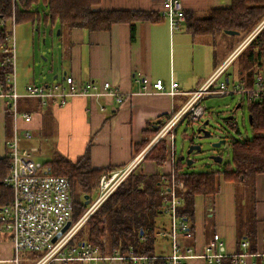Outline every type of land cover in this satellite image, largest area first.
<instances>
[{
  "label": "crops",
  "instance_id": "0c3cea01",
  "mask_svg": "<svg viewBox=\"0 0 264 264\" xmlns=\"http://www.w3.org/2000/svg\"><path fill=\"white\" fill-rule=\"evenodd\" d=\"M164 1L101 0L95 5V9L160 14ZM181 1L186 11V22L176 32L171 31L165 19L136 21L134 39L132 24L127 22L114 23L109 30L101 31L89 32L83 28L62 29L60 34H64L65 43L63 47L54 48L53 54L57 61L54 79L66 73L79 83L91 81L102 85L104 82H111L121 90L126 100L120 105L112 97L95 99L89 96H75L64 105L52 104L50 110L53 119L48 118L46 123L41 112L33 113V119L28 125L32 128L31 138H28L29 145L37 146L34 143H39L44 146L43 151L50 159L56 151L55 146L59 153L71 161H76L88 150L93 168L125 167L138 153L136 146L145 138L149 124L155 129L157 123L163 122L178 111L188 97L187 92L202 86L223 63L227 62V68L222 77L243 81L246 85L253 83V78L252 82H247L248 78L239 76L242 69L250 72L260 65V68L264 69V42L262 47L252 45L246 49H253L256 55H260L258 58L247 55L242 65L236 69L237 76L234 80L231 79L232 74L227 73V69L242 57L238 55L257 35L255 33L250 36L255 29L247 35H231L226 32L194 34L190 28L192 23L208 17L212 11L229 8L232 0ZM244 42L246 44L243 49L233 56L236 48ZM22 62L20 61V64H23ZM29 67L32 65L28 63L26 68ZM43 75L45 72H40L37 76ZM34 76V73L26 77L22 75L18 90L23 92L30 80L39 82L38 84L51 82L43 78L38 81L40 77L35 79ZM143 78L147 79L148 87L150 84L149 91H143V83L138 81ZM158 79L164 82L167 89L172 80L177 81L181 93L171 96L166 91L154 88L152 83ZM18 123L25 125L22 119H19ZM13 128L14 121L12 130ZM6 129L4 106L0 110V157L6 154ZM36 134L41 135L43 139L39 141L33 137ZM24 140L26 139L21 141L22 146ZM139 166L145 173L157 172L162 168L147 160H142ZM252 184L254 199H250L246 193L245 190H249L246 184L236 185L232 181L224 180L223 176L219 177L217 193L208 196L197 195L193 230L195 236L192 239H183V243L196 252H202L214 234L218 233L223 238V251L226 255L244 253L246 250L241 246L240 238L244 231L240 230L239 212L242 208L251 211L249 207L252 206V215L256 219L257 252L263 251L264 173L257 174ZM240 190L245 192L242 199L239 197ZM165 225L168 226V223ZM156 242H159L158 238ZM168 254L170 253L165 255ZM0 256L4 260H10L11 242L0 241ZM205 263L201 257L190 259V264ZM255 263L264 264L262 259L255 255L245 257L242 264ZM2 264L11 263L7 261Z\"/></svg>",
  "mask_w": 264,
  "mask_h": 264
},
{
  "label": "built area",
  "instance_id": "2783aa9c",
  "mask_svg": "<svg viewBox=\"0 0 264 264\" xmlns=\"http://www.w3.org/2000/svg\"><path fill=\"white\" fill-rule=\"evenodd\" d=\"M15 2V0H13ZM160 15L170 26L172 32L178 31L186 22V11L181 0H165ZM4 22L1 21V24ZM12 30L8 40L2 46L4 53L10 54L7 62L12 64V71L7 76L10 86L5 90L0 83V110L9 106L13 112L14 128L12 137L6 142V156L10 158V171L4 180L5 186L12 191V199L9 204L0 207V241L11 242L12 256L10 260H4L0 256V263L9 261L11 264L21 263V252H39L41 257L34 264H154L159 256H164L168 264H190L193 257H201L205 264H220L226 256L223 251V238L218 233L214 234L209 244L202 252H196L192 247L183 243V239H192L195 234L187 220L178 216V207L182 205L183 198L177 194L178 180L173 168L168 173H161L162 214L169 220L168 226L156 231L157 238H169L171 253L168 255H143L136 254L133 250H122L121 247L111 246L104 235L99 243L82 241L76 245H70L79 229L90 216L109 198L118 186L133 172L142 162L146 154L161 140L166 138L170 144L171 158L174 157V136L182 119L190 122L202 121L208 111L203 101L212 96H224L235 94L238 96L240 106L243 103L264 102V69L259 68L254 75L252 85L248 86L238 81L230 82L222 77L227 68V62L223 63L196 90L187 92L189 96L178 112L169 120L164 121L158 133L149 144L137 153L131 163L125 167L116 168L105 172L99 181L95 200H91L85 213L74 221V204L71 197V182L66 176L53 173L52 166L39 161L34 154L40 152L38 146H22V139L31 135L32 128L28 127L33 119V113L20 110V98H38L43 105L49 100L55 105H64L75 96L112 97L122 104L126 97L119 88L111 82L102 85L95 82H77L71 75L47 84H38L30 80L23 92L18 90L17 64H16V39L15 22L12 20ZM264 27V20L255 28L252 36ZM246 42L236 48L233 56L240 52ZM143 83V91H149L147 79H139ZM154 88L166 91L171 96L180 94V86L172 80L168 89L160 79L152 83ZM25 123L21 126L18 120ZM234 119V118H233ZM233 125L236 128L237 124ZM71 226L56 240L55 236L62 231L67 222ZM105 221V220H104ZM147 237L140 235V241H146ZM264 242V239H263ZM241 246L246 250L242 254L232 256L234 264H242L245 257L255 255L264 262V250L248 254L250 241L242 240ZM258 264V263H255Z\"/></svg>",
  "mask_w": 264,
  "mask_h": 264
},
{
  "label": "trees",
  "instance_id": "16d2710c",
  "mask_svg": "<svg viewBox=\"0 0 264 264\" xmlns=\"http://www.w3.org/2000/svg\"><path fill=\"white\" fill-rule=\"evenodd\" d=\"M100 1L101 0H15L14 2L13 0H0V83L4 84L5 90L8 91L10 89L7 83V76L12 71V64L6 61L10 54L4 53L2 46L7 42L11 34L12 20H14L15 25L27 23L36 25L37 21L41 19V13L33 8H36L41 2L47 7L44 21L58 23L61 30L83 28L89 32L101 31L109 30L114 23L127 22L132 24V39H134V23L136 21L163 20L160 14L152 12L97 10L95 9V5ZM263 20L264 0H232V4L229 8L212 11L208 17L197 20L195 24L192 23L190 28L194 34H216L217 32L225 33L226 30H237L247 35ZM1 21L4 23L1 24ZM263 42L264 27L251 40L249 45L241 51L238 57L252 55L258 58L260 53L256 55L253 49H250V51L247 50L249 46H261ZM260 67L261 65L254 70L252 69L250 72L248 71V74H253L252 77L246 76V70L242 69L239 77L245 76V78L249 79L247 82H252L251 79L253 78L254 80L253 76ZM63 76L64 73L58 78L55 77V80ZM229 81L232 82L230 78ZM240 82L244 83L243 81ZM250 85H252V83H249L248 86ZM52 104L53 102L51 100L44 106L38 98H24L19 101L18 106L19 108L21 107V110H27L30 113L35 114L41 112L46 123L48 118L53 119L50 110ZM249 105L250 114H252L251 125L253 131L256 132V136L252 140H234L230 143L232 149V163L223 168V170L204 173L187 172L184 171L186 164L184 161L178 159L173 162V172L178 180L177 194L183 198L182 205L179 206L177 210L178 216L187 220L193 230L195 197L197 195L208 196L217 193L220 176H223L224 180L234 182L236 185L242 183L246 184L249 188V190H245L246 193L250 192L248 194L249 198L254 199L252 182L257 174L264 173V102L251 103ZM177 112L178 111L174 112L164 121L169 120ZM163 122L157 123V130L149 124V127L145 131V138L136 146V152L139 153L149 144L151 139L158 133ZM190 123L192 124L195 122ZM12 127L13 112L9 106H6L7 134H12ZM166 141L165 139H161L146 154L144 160L162 166L167 160L168 148L170 150V144ZM169 155H172L171 150ZM45 163L52 166L54 174L66 176L70 179L71 197L74 204V221L80 219L87 210L88 206H86L85 196H89L88 198L90 201L97 193L101 176L105 172L116 169V167L112 166L93 168L91 166L88 150L85 154L79 156L76 161H71L61 153L59 154L55 151L52 158ZM9 171L10 158L6 155L0 157V207L9 204L12 199L11 189L4 184V180L9 174ZM78 188L81 191L79 193L76 192ZM160 191L161 173H144L142 171L131 173L90 216L70 241V245L73 246L86 240L99 243L102 237L106 235L111 246L121 247L122 250L126 251L133 250L136 254H157L156 231L165 225H157V218L159 216H164L162 214L163 201ZM247 212L248 214L250 212L253 213V208H251V211L247 209ZM142 233L147 237L146 241H143V243L140 241V235ZM243 236H246V238ZM240 238L241 240L247 239L250 241L248 250L250 253L257 252V231L256 219L254 216L246 221L244 233L240 234ZM32 254L37 257L36 261L41 257V253L39 252H33ZM74 264L79 263L76 262ZM154 264H168V261L164 256H159ZM220 264H234L233 257H224Z\"/></svg>",
  "mask_w": 264,
  "mask_h": 264
},
{
  "label": "rangeland",
  "instance_id": "374dc122",
  "mask_svg": "<svg viewBox=\"0 0 264 264\" xmlns=\"http://www.w3.org/2000/svg\"><path fill=\"white\" fill-rule=\"evenodd\" d=\"M41 13V19L37 21L36 25L28 24H18L15 25V39H16V64H17V80L18 87H20V81L22 80V75L24 77L28 76L31 73H34L35 79L41 78L45 80H50L51 82L55 81L53 75L56 74L57 61L55 60L56 46H62L65 43L64 34H60L61 28L58 23H51L44 21V15L47 11V7L41 2L36 8ZM12 27V26H11ZM241 40V39H239ZM239 42V41H238ZM64 49V48H63ZM18 55V56H17ZM246 55H243L237 61H235L227 69L228 74H232L231 79H235L237 76L236 69L242 65ZM20 61H23V64H20ZM32 65V67L26 68V65ZM19 65V66H18ZM24 69L22 71V69ZM30 69V70H29ZM40 72H45L43 76H37ZM24 73V74H23ZM60 73V71H57ZM246 76L252 77V73L248 74V70L245 72ZM239 76V74H238ZM28 78V77H27ZM37 82V80H36ZM39 83V82H37ZM19 89V88H18ZM189 97V96H188ZM20 98L19 101H21ZM203 103L207 108L206 117L199 122L190 123L187 119H182L178 126L176 132H173L175 148H174V157L171 158L169 155L170 150H167V160L163 163L162 168L157 172L159 173H168L170 168H173V162L180 159L182 155L188 156V158L193 159L191 164H187L186 160H183L186 164L184 171L187 172H210L216 170H223L227 165L232 163V149L230 143L234 140H252L256 136V132L253 131L252 125L249 121L250 114V105L249 103H243L237 110H235L236 105L240 103L239 98L235 94H227L224 96H212L206 98ZM21 108V107H20ZM21 110V109H20ZM232 115L233 118L229 119V116ZM208 119L209 124L206 126L208 130L212 132V137L199 138L197 135V129L200 125H203L204 121ZM237 124L235 128L233 123ZM235 124V125H236ZM226 143L222 144L219 148H214L212 143L218 141L220 137H226ZM12 134H8L7 138L10 139ZM41 141L43 137L41 135H34ZM31 138V137H30ZM166 141V138H164ZM194 141L195 144H200L202 149L200 151H195L191 154H187V149L189 148L191 142ZM167 142V141H166ZM24 145L31 147L28 138L24 140ZM40 148V152L34 154V157L41 162H47L49 155H46L43 151L42 145L39 143L35 144ZM147 146V145H146ZM46 147V145H45ZM56 152L59 153L57 148ZM60 154V153H59ZM220 155L222 156L221 162H213L210 159L211 155ZM144 160V159H143ZM148 161V160H147ZM141 164V163H140ZM139 164V165H140ZM137 166L136 172L144 170L140 169V166ZM232 168V165H231ZM155 172V171H153ZM76 192H81L80 189H76ZM250 193V192H249ZM248 193V194H249ZM245 195V192L242 190L239 191V197L241 199ZM86 198V197H85ZM96 196L92 197L95 200ZM89 199V198H88ZM91 199V200H92ZM87 200V199H86ZM91 200L86 206H90ZM250 209L252 208L249 207ZM239 220L241 225V232L245 230V223L248 219H251L253 216L252 213L245 210V208L240 209ZM168 223V219L165 216H159L157 218V225H164ZM159 242H156V251L160 255H165L171 253V242L169 238H159ZM33 252L23 251L20 256L22 262L20 264H32L36 261L37 257L32 254ZM157 255V254H156ZM159 256V255H157Z\"/></svg>",
  "mask_w": 264,
  "mask_h": 264
},
{
  "label": "water",
  "instance_id": "95a60500",
  "mask_svg": "<svg viewBox=\"0 0 264 264\" xmlns=\"http://www.w3.org/2000/svg\"><path fill=\"white\" fill-rule=\"evenodd\" d=\"M59 33H60V32H59ZM226 33H227V34H231V35H235V34H239L240 32L237 31V30H226ZM65 74H66V73H64V75H65ZM239 107H240V103H238V104L236 105L235 110H237ZM232 118H233V116L230 115V116H229V119H232ZM249 121H250V123L252 124V114H249ZM208 124H209V120L206 119V120L204 121L203 125H200V126L198 127V129H197V134H199V136H198L199 138L212 137V135H213L212 132L206 128V126H207ZM155 129L157 130V129H158V126H157ZM226 141H227V136H226V137H220V139H219L218 141L212 143V146H213L214 148H219V147L222 146V144L226 143ZM201 149H202V146H201L200 144L192 143V144H190L189 148L187 149V154H191V153H193V152H195V151H200ZM180 159H181L182 161H183V160H186V163H187V164H191V163L193 162V159L188 158V156H186V155H182ZM210 159L213 160V162H221L223 158H222V156H220V155L217 154V155H211ZM85 197H86V199H87V200H86V204H88V203H89V199H88L89 196L86 195ZM70 226H71V221L67 222V224L63 227L62 231H60V232L55 236L54 240H56L58 237H60L61 234H62L63 232H65ZM142 232H143V231H142Z\"/></svg>",
  "mask_w": 264,
  "mask_h": 264
},
{
  "label": "flooded vegetation",
  "instance_id": "af4514ba",
  "mask_svg": "<svg viewBox=\"0 0 264 264\" xmlns=\"http://www.w3.org/2000/svg\"><path fill=\"white\" fill-rule=\"evenodd\" d=\"M196 136H199V134H197ZM191 143H194V141H192Z\"/></svg>",
  "mask_w": 264,
  "mask_h": 264
}]
</instances>
